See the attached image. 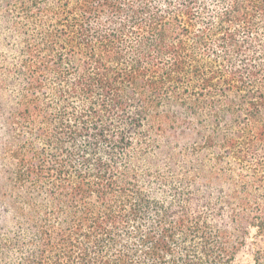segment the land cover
Returning a JSON list of instances; mask_svg holds the SVG:
<instances>
[{"label":"trees","instance_id":"1","mask_svg":"<svg viewBox=\"0 0 264 264\" xmlns=\"http://www.w3.org/2000/svg\"><path fill=\"white\" fill-rule=\"evenodd\" d=\"M264 0H0V264H264Z\"/></svg>","mask_w":264,"mask_h":264},{"label":"rangeland","instance_id":"2","mask_svg":"<svg viewBox=\"0 0 264 264\" xmlns=\"http://www.w3.org/2000/svg\"><path fill=\"white\" fill-rule=\"evenodd\" d=\"M254 247H264V238L262 237L256 238Z\"/></svg>","mask_w":264,"mask_h":264}]
</instances>
